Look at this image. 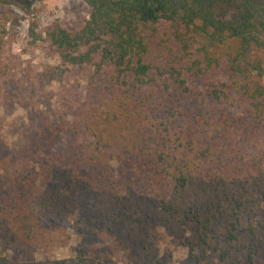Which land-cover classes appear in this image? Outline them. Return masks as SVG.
Returning <instances> with one entry per match:
<instances>
[{"label": "trees", "instance_id": "1", "mask_svg": "<svg viewBox=\"0 0 264 264\" xmlns=\"http://www.w3.org/2000/svg\"><path fill=\"white\" fill-rule=\"evenodd\" d=\"M83 1L85 25H55L47 38L92 94L76 97L72 86L61 110L35 112L17 151L0 139V239L27 260L0 264H161L164 230L204 261L221 248H255L264 85L251 86L262 63L250 56L264 54V0ZM159 30L168 45L154 59ZM221 48L227 75L215 83ZM61 226L82 230L74 257L38 260ZM87 231L106 240L99 260L87 255Z\"/></svg>", "mask_w": 264, "mask_h": 264}, {"label": "rangeland", "instance_id": "2", "mask_svg": "<svg viewBox=\"0 0 264 264\" xmlns=\"http://www.w3.org/2000/svg\"><path fill=\"white\" fill-rule=\"evenodd\" d=\"M89 19L90 8L83 0H0V139L12 152L23 145L24 134L33 127L35 112L51 115L54 110H61L60 95L71 97L67 91L72 86L75 87L76 97L92 94L85 73L62 63L47 38L48 31L55 25L75 32ZM32 30L36 36H32ZM167 39L161 30L150 39V58L156 59L162 53L168 45ZM197 51L193 50L195 55L192 59L198 57ZM215 53L222 59L221 67L213 66L210 81L221 83L227 75L224 65L229 54L224 48ZM250 58L262 63L260 76L255 71L250 75L251 86L259 82L264 85V54L253 52ZM56 68L63 71L64 76L53 80L51 75ZM81 231L76 226L57 227L52 231L50 243L39 249L36 258L62 261L74 257ZM159 239L158 259L166 264H264V233L258 236L255 248L237 246L229 254L221 248L208 253V258L205 255V261L198 259L200 251L192 252L185 240L178 239L171 232L164 230ZM105 243L102 236L87 231L86 250L89 257L99 260ZM222 255H225L224 259ZM0 257H17L27 261L25 253L14 252L1 239ZM126 261L122 257L114 259L117 264Z\"/></svg>", "mask_w": 264, "mask_h": 264}]
</instances>
